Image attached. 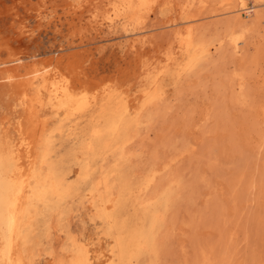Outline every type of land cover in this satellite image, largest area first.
<instances>
[{"label":"rangeland","instance_id":"374dc122","mask_svg":"<svg viewBox=\"0 0 264 264\" xmlns=\"http://www.w3.org/2000/svg\"><path fill=\"white\" fill-rule=\"evenodd\" d=\"M109 1L119 0H0V264H13L12 251L24 264H91L85 255L91 247L111 251L113 239L86 184L58 183L73 145L67 127L47 106L35 123L32 110L22 108L24 87L49 71L90 97L104 88L124 90L131 99L140 95L146 63L176 45L175 26L166 19L179 21L188 12L180 14L184 0H171L169 18L144 13L140 26L149 27L150 44L134 50L125 45L132 35L98 25ZM240 2L201 0L191 7L206 54L167 87L163 101L144 110V122L126 144L129 178L151 181L131 196L167 200L156 231L157 264H264V21L256 23V10L238 11ZM258 9L264 15V6ZM29 141L38 158L44 156L42 175L34 180L35 198L22 200V235L12 239L13 204H6ZM112 156L104 154V167ZM134 209L130 201L124 217Z\"/></svg>","mask_w":264,"mask_h":264},{"label":"bare ground","instance_id":"6f19581e","mask_svg":"<svg viewBox=\"0 0 264 264\" xmlns=\"http://www.w3.org/2000/svg\"><path fill=\"white\" fill-rule=\"evenodd\" d=\"M200 1L184 0V3L179 8L180 14H184L185 11L188 14L179 21H174L169 18L168 6L171 0L109 1L107 7L99 15L98 25L106 26L109 30L111 29L113 31L122 30L128 35H132L131 39L127 37L129 39H127L128 41L125 45L126 47L128 45V48L134 50L138 46H145L150 42L147 34L149 27L140 26L143 21V18L141 21V17L144 13L147 14L152 13L151 11H157L165 19L169 18L166 19L167 22L175 26L172 36L176 45L172 46L167 53L165 52L166 56L163 59L161 58V60L146 63L145 76H143L144 80L140 91H138L140 95L135 97V99H131V94L124 90L111 88H104V90L98 91L97 94L91 97L82 93L79 94L72 90V87H75H71L70 81L66 77L59 75L60 73H49L50 71L30 81L23 89L28 98L24 99L22 108L26 111L29 109L32 110L29 117L30 122H38L42 115L40 110L47 106L55 117H60L59 121L64 123V127H67L66 129L72 137L73 145L68 150L67 157L63 162L64 172H66L63 178L59 179L60 182L58 183L64 186L70 181L76 185L86 184L89 190L91 204L95 208L93 210H96L99 217L103 219L105 232L113 239V246L109 253H105L108 249L106 251L102 247L103 245L96 249L91 247L92 249L90 248L85 252L91 264L158 263L156 259L158 242L156 231L163 221L160 212L166 208L167 200L152 201L149 200L148 196H131V191L134 188L141 189L143 186L146 187L148 182L150 183L151 181L148 179L147 182H143L141 179L140 181H133L134 179L129 178L126 170L129 165L131 153H127L125 148H127L126 144L130 136L137 133L139 127L144 122V110L150 105L163 101L167 93V87L180 83L184 75L187 76L191 68L200 62L206 54L207 49L197 39L196 28L194 26L196 18L193 17L195 15L190 16L189 13L191 7L199 4ZM261 6H264V0H254L253 6H249L246 0H241L238 11L241 10L246 14L247 12L256 10V23H261L264 21V15L261 11H257ZM241 17H243L242 13ZM234 45L236 46L238 43ZM12 61L15 62L16 60L14 59ZM50 115L52 114L50 113ZM42 128H40L41 132L39 137L43 135ZM31 144L33 142L29 141L24 146V150L30 152L29 155L24 153L21 156L19 155L18 158L20 160L23 158V161L18 164L20 175H17L18 177L10 184L11 192L6 207L13 204L11 210L13 219L12 239L17 236L21 237L22 235L23 229L19 226L20 219L18 215L22 200L32 201L35 198L38 189L34 187V180L42 175V168L39 164L44 161V156L38 158L36 151L39 148L37 146L34 148ZM107 151L112 152L113 156L110 161L108 160V166L104 167L101 162L106 160L107 156L104 157V154ZM106 162H104L105 165H107ZM75 165L77 168H75ZM121 166H123V169L120 168ZM98 170L100 173L97 175ZM71 171H73L72 175H70ZM71 177H74V179L69 180ZM165 184L167 183L165 182ZM155 193H152L153 196ZM42 194L43 192L40 191V195ZM130 201L135 209L129 218L126 219L123 211H125L124 209H126ZM9 209L8 211H10ZM28 215L29 211L26 210L25 216L27 217ZM55 229L57 228H54V232H56ZM90 252L91 254H89ZM37 253L41 254L40 252ZM3 258L4 253L0 250L1 262ZM10 262L13 264H24L18 261L14 251L11 253ZM204 263L206 264V262Z\"/></svg>","mask_w":264,"mask_h":264}]
</instances>
